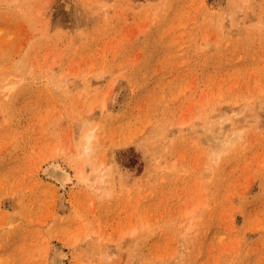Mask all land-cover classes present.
<instances>
[{
	"label": "rangeland",
	"instance_id": "1",
	"mask_svg": "<svg viewBox=\"0 0 264 264\" xmlns=\"http://www.w3.org/2000/svg\"><path fill=\"white\" fill-rule=\"evenodd\" d=\"M53 246L264 264V0H0V264Z\"/></svg>",
	"mask_w": 264,
	"mask_h": 264
},
{
	"label": "bare ground",
	"instance_id": "2",
	"mask_svg": "<svg viewBox=\"0 0 264 264\" xmlns=\"http://www.w3.org/2000/svg\"><path fill=\"white\" fill-rule=\"evenodd\" d=\"M86 139H85L86 150L89 151V149L91 148V143L90 142H91V139H92L90 134L87 136ZM44 168L45 169L43 171H44L45 175H47V177L49 179H52L53 181H55L58 189L64 188L65 183L70 181L71 177H70L69 172L66 171L64 168H62L58 163L49 162V163H47V165ZM99 173L100 172H98V174ZM95 175H96V173H95ZM100 175H102V174H100ZM98 176H97V178H98ZM94 180H96V179H94ZM98 181H99V179H98ZM134 231L135 230H133L132 233H134ZM136 236H137V233H136ZM61 250L58 247H56V246L52 247V250H51L52 254H51V258H50V260L52 261L51 262L52 264H62L64 262V256L65 255L63 256V253H62L63 251H61Z\"/></svg>",
	"mask_w": 264,
	"mask_h": 264
}]
</instances>
